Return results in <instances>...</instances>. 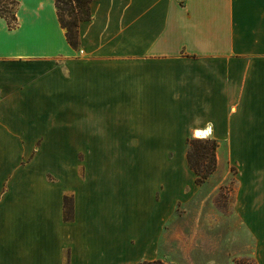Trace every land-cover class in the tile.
Here are the masks:
<instances>
[{
	"label": "crops",
	"instance_id": "obj_1",
	"mask_svg": "<svg viewBox=\"0 0 264 264\" xmlns=\"http://www.w3.org/2000/svg\"><path fill=\"white\" fill-rule=\"evenodd\" d=\"M15 14L0 17V264H168L203 131L264 264V0H92L78 47L55 0Z\"/></svg>",
	"mask_w": 264,
	"mask_h": 264
},
{
	"label": "rangeland",
	"instance_id": "obj_2",
	"mask_svg": "<svg viewBox=\"0 0 264 264\" xmlns=\"http://www.w3.org/2000/svg\"><path fill=\"white\" fill-rule=\"evenodd\" d=\"M0 1L5 2L9 10L14 9L8 0ZM169 157L171 162L179 161V156ZM224 162L229 160L224 157ZM213 173L202 185L195 186L193 195L186 202H179L171 212L159 244V259L164 262L255 264L250 253L251 242L231 213L236 169L230 166L229 172L221 176Z\"/></svg>",
	"mask_w": 264,
	"mask_h": 264
},
{
	"label": "trees",
	"instance_id": "obj_3",
	"mask_svg": "<svg viewBox=\"0 0 264 264\" xmlns=\"http://www.w3.org/2000/svg\"><path fill=\"white\" fill-rule=\"evenodd\" d=\"M92 0H55L60 24L66 31V38L73 47H78V25L90 18V3ZM0 1V17L7 20L9 27L16 22V0H8L14 6L9 10L5 2ZM65 13L66 17L65 18ZM187 163L195 174V183L202 185L215 171L217 164L216 150L218 142L215 139L205 140L187 138ZM64 218H72L71 198L64 197ZM138 264H164L161 261H142Z\"/></svg>",
	"mask_w": 264,
	"mask_h": 264
},
{
	"label": "bare ground",
	"instance_id": "obj_4",
	"mask_svg": "<svg viewBox=\"0 0 264 264\" xmlns=\"http://www.w3.org/2000/svg\"><path fill=\"white\" fill-rule=\"evenodd\" d=\"M200 134H201V135H199L200 138H206V137L208 136L209 133L206 132V131H203V132H201Z\"/></svg>",
	"mask_w": 264,
	"mask_h": 264
}]
</instances>
